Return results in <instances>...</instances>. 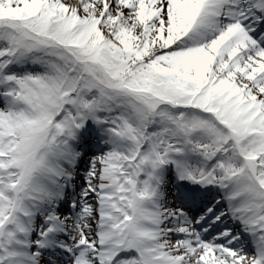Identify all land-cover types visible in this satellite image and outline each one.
Segmentation results:
<instances>
[{
	"label": "snow or ice",
	"instance_id": "6c2138e0",
	"mask_svg": "<svg viewBox=\"0 0 264 264\" xmlns=\"http://www.w3.org/2000/svg\"><path fill=\"white\" fill-rule=\"evenodd\" d=\"M0 264H264V0H0Z\"/></svg>",
	"mask_w": 264,
	"mask_h": 264
}]
</instances>
